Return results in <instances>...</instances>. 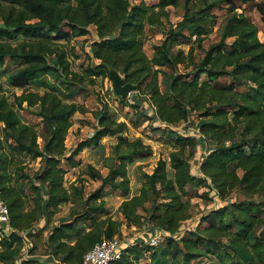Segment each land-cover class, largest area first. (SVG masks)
<instances>
[{
	"label": "trees",
	"instance_id": "obj_1",
	"mask_svg": "<svg viewBox=\"0 0 264 264\" xmlns=\"http://www.w3.org/2000/svg\"><path fill=\"white\" fill-rule=\"evenodd\" d=\"M180 1L159 0L156 6H149L132 0H0V79L11 90L21 89L15 94L0 83V199L8 210L9 227L15 230L0 239V264H30L31 259L19 262L23 242L16 232L32 231L43 221L44 225L31 233L33 238L47 228L62 204L81 205V211L72 206L66 217L51 225L46 238L47 254L63 264H82L85 253L97 243L120 237L123 225H150L175 232L190 219L186 188L192 183L207 185L204 179L191 175L195 157L192 139L159 129L173 136L168 164L159 158L151 173L137 167L140 187L133 195L128 168L149 158L152 150L139 138L129 139L126 124L118 123L107 105L98 111L95 120L99 128L94 135L67 153L65 141L72 117L87 112L74 99L81 95L85 82L94 85L98 78H108V67L116 69L125 82L137 85L135 101L148 97L161 122L176 125L195 112L198 126L213 145L200 163V173L210 180L221 200H227L235 189L243 197L202 217L198 228L179 242L169 239L158 247L136 243L111 264H140L145 254L148 263L144 264H264V211L249 199L264 195V43L252 21L237 13L238 3L251 4L264 24V0H182V17L169 23L167 7H176ZM222 4L230 16L219 40L204 50L203 38L212 31V10ZM90 26L97 38L90 50L99 64L75 72L56 42L85 37ZM147 26L163 37L153 46L151 58L143 51L142 35ZM191 37L203 53L198 61L193 47L187 53L182 49L172 52L176 44ZM181 68H190L191 73L175 74L174 70L180 72ZM44 76L55 81L42 83L41 91H31L33 83ZM221 77H230L232 83L220 85ZM241 83L248 87L239 91ZM120 101L124 105L126 99ZM132 106L138 109V105ZM32 108H37L29 113L41 119L42 134L19 116ZM107 136L116 137L114 156L105 160V176L87 166L89 178L100 185L84 199L81 189L64 186L67 171L61 163L76 167V156L91 145L101 146ZM24 157L41 161L34 176L40 186L24 172ZM105 187L125 198L118 207L123 222L95 216L104 210ZM207 196L210 200L209 193Z\"/></svg>",
	"mask_w": 264,
	"mask_h": 264
},
{
	"label": "rangeland",
	"instance_id": "obj_2",
	"mask_svg": "<svg viewBox=\"0 0 264 264\" xmlns=\"http://www.w3.org/2000/svg\"><path fill=\"white\" fill-rule=\"evenodd\" d=\"M159 0H132V3L139 4L140 2H144L146 5L149 6H156ZM212 1V0H209ZM255 2H260L261 0H254ZM182 0L180 1L179 5L176 7H167V11L169 14V23L175 24L183 15V4ZM195 3V1L193 2ZM239 9L237 13H243L244 16L248 17L255 27L258 30L257 36L261 42L264 43L263 37V30L264 24L260 21V17L252 7L251 4L243 5L238 3ZM157 9V8H155ZM213 15V25L212 31L203 38L202 41V48L205 50L208 46L212 43H216L219 40V34L223 24L225 23L226 19L230 16V13L226 11V6L221 5L217 8L212 10ZM165 25H167L166 20ZM65 31H68V28H64ZM89 34L85 37H78L70 39L68 43L63 40H58L56 43L61 45L62 50L65 51L68 60L71 63V69L75 72H81V69H84L87 65H92L91 59L89 54L87 53L90 49L91 43L96 40V33L95 28L93 26L89 27ZM185 35H189V33L185 32ZM143 40V51L147 55V57L151 58L153 54V46L159 45L163 40V37L156 32L155 30L150 29L148 26L144 28V33L142 35ZM195 37H191L188 42L181 41L180 44H176L173 47L172 52L176 51L177 49H182L184 53H187L190 47H193L195 60L198 61L203 55L201 50L197 48V44L194 41ZM231 40H227V43H230ZM191 69H183L181 68L180 72L174 70L175 74H183V73H191ZM164 71L167 73H171L169 68H164ZM205 79V76H201V80ZM161 80V76H160ZM55 80L52 79L51 76H44L41 77L39 80L33 83L30 87L31 91L38 89L41 91L40 85L42 83H53ZM94 85H85L82 88V93L79 97L74 99V102L79 105H84L87 109L85 114H76L75 118L72 119V127L68 131L65 141V147L67 153H69L79 141L90 139L91 134L94 132V129L97 127L96 123V116L98 114V107L100 104H114L113 101V93L111 90V84L108 78H98L95 80ZM0 83L4 85L6 89L10 92H14L15 94H20L21 89H13L11 90L5 80L2 78L0 79ZM220 85H227L232 83V79L230 77H221L218 80ZM247 84L241 83L237 86V90H243L247 88ZM61 91H65L64 87L60 86ZM161 91H164V86L161 87ZM133 93H131L132 95ZM131 102V96L129 98ZM129 102V104H131ZM112 108V111H114ZM117 112H114L117 116L118 123H125L128 131L126 133L129 139H136L139 138L142 140L143 144L150 146L152 150V154L149 158L144 161L138 162L136 161L134 164L129 166L128 173L130 178V191L131 195L135 194L140 187V184L137 182L135 170L137 167H141L142 170L146 173H151L155 163L159 158H162L168 164V155L172 151L170 147L169 141L173 140V136L169 133L162 134L158 130L152 127L151 123H147L145 118H143L140 114V110L134 108V106H118ZM37 108H32L30 110H24L19 112V116L21 120L29 125H34L39 132V134L43 133V126L41 119L35 115L30 114L29 112L36 111ZM228 118H232V110L228 112ZM193 116L197 117V114ZM194 117V119H195ZM197 119H199L197 117ZM162 131V129L160 130ZM0 134V139H1ZM239 133L236 135V139H239ZM38 144L40 146L43 145V139L38 138ZM117 144V140L115 136H107L103 138L99 145L95 146L91 145L88 148L83 149V151L76 156L75 160L78 162V165L74 168L69 167L64 161L61 163V166L66 169V174L64 176V186L66 188L74 187L75 189H81L83 193L84 199L87 198L93 191H95L100 183L98 181H93L89 178L87 174V166L90 165L94 169L98 170L102 176L107 174V159L114 156V146ZM228 144V143H226ZM102 151V152H101ZM193 166V164H192ZM24 172L28 174L31 180H34V176L40 171L41 168V161L32 159L30 157H24ZM194 169V168H192ZM33 177V178H32ZM35 184H39L35 181ZM207 187L204 184H190L187 186L186 190L189 194L190 200V208L188 209V218L187 221H190L192 224H196L199 222L201 215H204L209 209L207 207L211 205L212 200L208 199L207 196ZM29 194V193H28ZM263 194V193H261ZM125 198L119 191H113L109 187L104 188V196L103 200L105 202L104 210L101 213H96L95 216L99 218H103L105 216H110L115 220L122 221L123 218L121 217L120 213L118 212V207L121 202ZM243 197L241 196L238 189H235L231 195L228 197V201L233 202L241 201ZM254 203H258L261 207H259L260 211H264V195H254L249 198ZM73 206L75 211H81V205L79 203L76 204H62L59 208V212L55 214L50 220L49 225L46 229L38 231L36 235L32 238L33 244V252L31 251L32 258H30V264H36L35 260H45V257L48 253V248L46 244V238L50 231L51 225H55L57 220L61 217H66L69 213V209ZM144 217H147V214L142 213ZM43 225V222H41ZM197 225V224H196ZM207 223L205 222L202 227H205ZM264 226V225H263ZM141 232L139 228L134 227H127L123 225L121 227V236L123 235L125 238H133L137 233ZM259 233V230L257 231ZM148 254H145L140 262V264H144L148 261ZM201 264H214L213 262H205Z\"/></svg>",
	"mask_w": 264,
	"mask_h": 264
},
{
	"label": "built area",
	"instance_id": "obj_3",
	"mask_svg": "<svg viewBox=\"0 0 264 264\" xmlns=\"http://www.w3.org/2000/svg\"><path fill=\"white\" fill-rule=\"evenodd\" d=\"M87 53L90 56L92 65L99 64V61L93 58L90 49ZM112 95L114 104H108L107 107L111 110L114 115V112H117L116 108H118L119 105H121V107L138 105L140 114L145 118V121L147 123L152 124V127L156 129V131L159 129L171 130L183 138H189L194 141L195 146L193 149V153L195 157L192 160V168L194 169L191 168V175L194 178L204 179L206 181V187L208 188L207 191L210 195V199L212 200L211 205L207 207V209L209 210L204 215H201L200 219L208 215L211 211H215L231 203L228 200H221L216 190L210 183V180L200 173V163L211 152L213 145L211 144L212 142L207 139V137L202 133L200 127L198 126V119L197 117L193 116L194 114H196L195 112H189L186 120L182 121L179 124L167 125L158 119L154 106L148 97L144 96L143 98H140L139 102L137 103L135 101V98H137L138 94L137 92H134L132 95H128V97L126 98V102L123 105L120 101V98H118L114 94ZM130 96L132 100L131 102L129 101ZM129 102L131 104H129ZM103 106L104 103H99L97 111H101L103 109ZM112 108H115L113 109L114 111H112ZM98 128L99 127L97 125V127L94 129V132L91 134V137L94 135L95 131L98 130ZM35 185L40 186L39 184ZM41 222L32 231L24 230L22 232H16L22 238L23 242V247L19 256V262L21 260H30V258H32L31 251L33 248V244L32 237H30V235L31 233L36 232L37 229L41 228L44 225V222L43 225ZM198 223H196V225L186 220L180 224L179 228L175 232H167L164 229H159L150 225H143L139 228L141 232L137 233L133 238H125L122 235L120 237H114L112 239H104L101 242L97 243L93 248H91L85 253V255L83 256L82 264H111L121 258L122 253L126 248L133 246L136 243H140L141 245L143 244L148 247H158L161 243L169 239L179 242L186 234L195 231L198 228ZM12 232H15V230L9 227V215L7 207L5 203L0 199V239L5 236H8ZM37 261L40 264H63L60 261L54 259L51 254H47L44 261Z\"/></svg>",
	"mask_w": 264,
	"mask_h": 264
},
{
	"label": "water",
	"instance_id": "obj_4",
	"mask_svg": "<svg viewBox=\"0 0 264 264\" xmlns=\"http://www.w3.org/2000/svg\"><path fill=\"white\" fill-rule=\"evenodd\" d=\"M108 79L112 93L118 98L126 99L129 94L137 92V85L125 82L120 73L112 67H108Z\"/></svg>",
	"mask_w": 264,
	"mask_h": 264
},
{
	"label": "crops",
	"instance_id": "obj_5",
	"mask_svg": "<svg viewBox=\"0 0 264 264\" xmlns=\"http://www.w3.org/2000/svg\"><path fill=\"white\" fill-rule=\"evenodd\" d=\"M76 114H80V113H76ZM76 114H75V115H76ZM75 115L72 117V119L75 118ZM81 115H82V114H81ZM101 152H102V151H101ZM37 160H38V159H37ZM65 170H66V169H65ZM144 263H148V261L145 262V260H144Z\"/></svg>",
	"mask_w": 264,
	"mask_h": 264
}]
</instances>
